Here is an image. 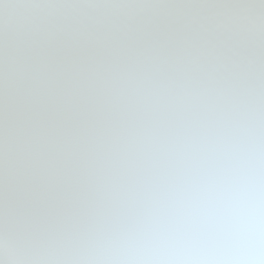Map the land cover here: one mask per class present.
I'll return each instance as SVG.
<instances>
[{
  "label": "snow or ice",
  "instance_id": "obj_1",
  "mask_svg": "<svg viewBox=\"0 0 264 264\" xmlns=\"http://www.w3.org/2000/svg\"><path fill=\"white\" fill-rule=\"evenodd\" d=\"M0 264H264V0H0Z\"/></svg>",
  "mask_w": 264,
  "mask_h": 264
}]
</instances>
